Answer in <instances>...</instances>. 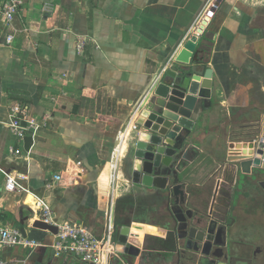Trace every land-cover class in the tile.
Returning a JSON list of instances; mask_svg holds the SVG:
<instances>
[{
  "label": "crops",
  "instance_id": "crops-1",
  "mask_svg": "<svg viewBox=\"0 0 264 264\" xmlns=\"http://www.w3.org/2000/svg\"><path fill=\"white\" fill-rule=\"evenodd\" d=\"M208 2L26 0L10 24L0 12V167L19 177L18 191L8 193L0 173V221L44 245L7 248L0 253L5 264H84L74 256L55 257V235L34 229L39 200L55 226L73 220L99 239L112 230L115 243L120 228L129 227V244L140 254H119L111 264H179L167 228L168 193L172 203L185 195L197 211L228 210V222L240 232L264 233L262 181L240 174L232 162L237 154L249 155L250 141L264 137V0H224L211 19ZM192 35L214 77L179 187L170 191L163 179L152 187L135 185L128 147L111 202L118 133L136 124L137 104ZM15 105L41 126L24 141L6 126Z\"/></svg>",
  "mask_w": 264,
  "mask_h": 264
},
{
  "label": "water",
  "instance_id": "water-1",
  "mask_svg": "<svg viewBox=\"0 0 264 264\" xmlns=\"http://www.w3.org/2000/svg\"><path fill=\"white\" fill-rule=\"evenodd\" d=\"M224 0H218V7ZM199 37L189 36L169 70L154 84L149 93L137 104L139 118L133 140L129 144L128 160L135 185L152 187L155 179H163L168 189L176 191L180 183V167L187 158V146L193 141L192 133L204 109L210 107L214 71L208 59L198 50ZM173 131V135L171 132ZM249 155L237 154L240 174L253 181H264V137L250 141ZM240 146L233 144L232 147ZM264 183V182H262ZM170 219L167 228L173 235L174 252L179 264H217L221 258L215 247L221 246L220 237L233 232L229 224L230 212L213 214L191 208L186 196L172 203L168 193ZM34 229L58 234V227L38 220ZM24 237H28L24 228ZM130 229L121 227L116 235V251L121 255L137 257L140 250L129 244Z\"/></svg>",
  "mask_w": 264,
  "mask_h": 264
},
{
  "label": "built area",
  "instance_id": "built-area-1",
  "mask_svg": "<svg viewBox=\"0 0 264 264\" xmlns=\"http://www.w3.org/2000/svg\"><path fill=\"white\" fill-rule=\"evenodd\" d=\"M26 0H0V12L5 23L10 24L19 15L25 5ZM218 0H209L205 9L210 5H215L216 10L219 8L216 3ZM201 17V16H200ZM199 17V18H200ZM14 36L10 35L7 38V43L14 42ZM137 106L132 120L135 122L139 115ZM7 128L20 140L24 141L31 132H36L41 127L36 119H30L27 111L20 105H15L10 109V121L6 125ZM132 131L137 129V124L132 125ZM121 132V131H120ZM118 133V136L120 134ZM113 157L110 161L109 186L111 202L115 199V192L118 184L117 177L113 176L112 163ZM119 171V170H118ZM0 173L6 176L5 190L8 193L17 192L19 189L18 178L12 174H7L1 167ZM61 177H55L54 181L60 180ZM50 186V185H49ZM35 213L40 217L41 221L53 224V213L39 200L35 203ZM38 217V218H39ZM58 227V234L54 236V243L52 249L57 258L74 256L80 259L84 264H111L112 257L119 256L116 251V243L114 240V233L109 230L106 238L99 239L90 231V229L82 223L68 220ZM44 246L41 242L24 237L21 230L16 227H10L0 221V253L7 248L20 247L24 249H35ZM0 264H5L0 260Z\"/></svg>",
  "mask_w": 264,
  "mask_h": 264
},
{
  "label": "flooded vegetation",
  "instance_id": "flooded-vegetation-1",
  "mask_svg": "<svg viewBox=\"0 0 264 264\" xmlns=\"http://www.w3.org/2000/svg\"><path fill=\"white\" fill-rule=\"evenodd\" d=\"M261 186L264 188V183ZM218 242L221 246L215 247V254L221 259L217 264H264V233L261 231L233 229L231 235L220 237Z\"/></svg>",
  "mask_w": 264,
  "mask_h": 264
},
{
  "label": "bare ground",
  "instance_id": "bare-ground-1",
  "mask_svg": "<svg viewBox=\"0 0 264 264\" xmlns=\"http://www.w3.org/2000/svg\"><path fill=\"white\" fill-rule=\"evenodd\" d=\"M212 12H209V16L210 19L211 17L214 15L215 11H216V6L213 5L211 6ZM210 19L208 20V22L205 25H200L198 26L195 30L197 33H201L203 31V29L207 26V24L209 23ZM132 125L130 126L129 124L121 130L118 138H117V142L115 145V151H114V157H113V163H112V173L113 176L117 177V173L119 170V165L121 160L123 159V156L125 155V153L127 152V149L129 147V140L132 139L133 140V131H132ZM130 137V139H129ZM132 140L130 141V144L132 142Z\"/></svg>",
  "mask_w": 264,
  "mask_h": 264
}]
</instances>
